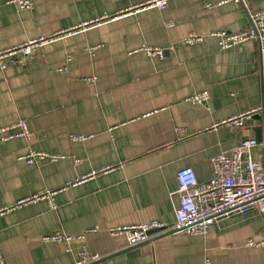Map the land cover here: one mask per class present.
<instances>
[{
  "label": "crops",
  "instance_id": "0c3cea01",
  "mask_svg": "<svg viewBox=\"0 0 264 264\" xmlns=\"http://www.w3.org/2000/svg\"><path fill=\"white\" fill-rule=\"evenodd\" d=\"M23 9L0 0V50L38 35H61L29 61L0 69V138L27 124L29 137L0 140V208L55 191V209L39 199L0 215L6 264H73L80 249L100 254L90 264H264V236L256 209L232 215L203 235L150 234L135 246L111 236L115 226L174 222L176 171L190 166L199 181L213 172L210 158L228 153L241 128L207 130L263 106L243 127L258 144L252 159L264 168V40L221 49L210 32L243 30L264 0L206 6L212 0H167L163 9L130 10L147 0H30ZM80 27L85 22H94ZM171 22V26H167ZM193 32L202 42L186 44ZM143 44L165 48L148 57ZM18 57L17 55L14 58ZM95 77L93 81L90 78ZM206 91L208 99L187 98ZM73 135L82 139L73 140ZM29 151L51 156L28 163ZM54 232L82 234L62 243Z\"/></svg>",
  "mask_w": 264,
  "mask_h": 264
},
{
  "label": "built area",
  "instance_id": "2783aa9c",
  "mask_svg": "<svg viewBox=\"0 0 264 264\" xmlns=\"http://www.w3.org/2000/svg\"><path fill=\"white\" fill-rule=\"evenodd\" d=\"M16 2L20 8L29 9L32 7L30 0H11ZM241 0H212L207 2L206 6H220L229 2L239 3ZM167 0H147L138 4L130 10H143L148 7L165 8ZM94 22H85L80 27H85ZM171 26V22H167ZM74 30V29H73ZM57 32L51 35H38L26 40L21 44L10 48L0 50V69L6 68V60L22 63L31 60L33 52L50 42L57 40L61 35L73 31ZM209 36L216 37L221 49H226L248 40H258L260 43L264 40V9L253 12L250 15L249 27L229 32L225 30L210 32ZM205 38L203 34L190 32L186 34L183 41L186 44L202 42ZM139 51L144 52L151 58H162L165 55V48L150 44H143ZM18 56L14 58V56ZM95 77L90 78L93 81ZM208 92L202 91L191 94L187 100L191 103H202L208 99ZM262 106L252 110L237 114L220 122L214 123L207 130H216L219 126L229 125L235 128H241V139L239 143L228 153H219L210 158V166L213 176L208 181H199L194 170L190 166L179 168L176 171L177 190L179 204L174 210V222L165 224L159 220H149L139 222L133 225L115 226L107 230L111 236H124L126 246H135L146 241L150 235L149 231L157 230L155 234L164 232L182 231L188 235H205L213 224L228 218L232 215L244 214L252 209H256L261 215H264V168L261 164L254 161L251 156V149L258 144V141L252 137L247 129L243 127L244 120L252 117L259 112ZM11 127L19 128V131L6 134L0 140H7L13 137H29L27 124L23 120L17 121ZM8 128L1 129L5 131ZM73 140L82 139L81 135H73ZM25 159L28 163L44 159L46 157L52 160L56 156H51L42 151H29ZM55 191H48L41 195L18 200L12 206L0 208V215L21 207L27 203L46 199L50 209H55L54 202ZM154 234V233H152ZM48 240L57 241L63 244L65 251H70V242L74 239H82L83 235H70L62 232H54L45 237ZM245 246L260 247L264 252V236L259 240L247 238L244 241ZM102 256L97 253H91L85 248L78 251L73 264H90L99 260ZM0 264H6L4 257L0 252ZM203 264H212L209 257H205Z\"/></svg>",
  "mask_w": 264,
  "mask_h": 264
},
{
  "label": "water",
  "instance_id": "95a60500",
  "mask_svg": "<svg viewBox=\"0 0 264 264\" xmlns=\"http://www.w3.org/2000/svg\"><path fill=\"white\" fill-rule=\"evenodd\" d=\"M261 112H263V106H262V109H261ZM260 113L258 112L256 115H259ZM157 230H151V231H149V233L151 234V233H154V232H156ZM169 233H172V232H164V233H161V234H159V235H164V234H169ZM100 259H102V258H100ZM99 259V260H100ZM93 263V262H92Z\"/></svg>",
  "mask_w": 264,
  "mask_h": 264
}]
</instances>
